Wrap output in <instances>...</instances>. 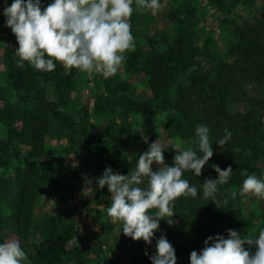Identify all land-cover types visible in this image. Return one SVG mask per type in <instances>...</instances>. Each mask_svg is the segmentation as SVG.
<instances>
[{
	"label": "trees",
	"instance_id": "16d2710c",
	"mask_svg": "<svg viewBox=\"0 0 264 264\" xmlns=\"http://www.w3.org/2000/svg\"><path fill=\"white\" fill-rule=\"evenodd\" d=\"M256 1L213 0L221 10L240 4L254 5ZM197 11L190 0L184 2L170 13L176 23L173 37L160 33L159 37L149 39L152 51L138 49L128 56L126 73L148 78L149 98H141L128 83L119 84L114 78H107L93 106L80 104L77 97L79 108L73 111L72 100L80 92L78 69H65L59 62H55L53 71H38L28 62H24L23 68L17 67L15 45L6 46L4 62L19 105L9 102L0 108V124L5 129V136L0 137V243L7 241L8 233L13 234L31 264H93L95 261L100 264L98 258L103 248L99 233L94 232L88 238L93 242L89 247L81 244L70 248L82 232L76 209L36 222L34 211L45 188L51 186L64 199L67 189L72 190L70 179L75 177L70 161L53 167L44 160L45 169L38 161L48 156L47 139L53 135L67 142L66 155L84 157L97 178L108 167L114 173L128 175L137 166L139 155L150 146L145 145L140 153L132 154L122 142L123 136L132 131L131 124L127 123L132 114L170 113L166 118V137L188 143L180 150L195 148L198 124L210 129L214 155L202 169V175L196 176L194 171L184 173L183 178L197 187L198 194L195 198L180 197L174 201V223L180 221L192 227L198 236L207 238L226 236L227 226L231 224L249 225L251 220L247 221L243 215L239 195L233 199L231 191L242 187L245 170L249 175L264 178L261 165L264 159V6L251 19L234 22V40L228 45L227 59L213 55L211 36L205 43L200 41ZM98 84L101 87V82ZM252 86L258 90V96L250 94L248 87ZM50 91L53 100H50ZM225 129L232 135L222 149L216 143L225 136ZM22 147L26 148L25 153ZM176 154L174 148L164 150L169 166H173ZM13 163H16L14 173L4 176ZM213 165L222 170L228 166L233 169L228 183L218 185L217 199L228 201L221 208L211 199L203 198L205 180L218 179ZM142 186H147L146 179ZM110 198L107 186L96 188L94 201L98 206L108 208ZM97 211L101 218L102 210ZM260 220L264 230V211ZM171 226L166 219L160 221V229L152 240L153 255L157 239ZM113 230L114 226L108 222L107 231ZM32 235L42 240L29 249L26 242ZM91 254L97 257L92 260ZM139 264L145 261L142 259ZM147 264H152L151 259Z\"/></svg>",
	"mask_w": 264,
	"mask_h": 264
},
{
	"label": "clouds",
	"instance_id": "9594fccd",
	"mask_svg": "<svg viewBox=\"0 0 264 264\" xmlns=\"http://www.w3.org/2000/svg\"><path fill=\"white\" fill-rule=\"evenodd\" d=\"M133 0H52L42 8L41 0H13L4 8L6 26L16 36L19 47L17 67L28 62L38 71H53L55 62L65 69L76 68L81 72H96L105 79L117 74L127 51L134 48V37L129 19L134 11ZM137 10L148 9L153 14L162 8L160 0H136ZM232 133L225 129V136L218 140L222 149ZM195 148L180 150L176 147L173 166L165 162L164 148L159 139L139 155L138 163L128 175L114 173L111 167L97 178L100 189L107 186L111 193L107 215L113 223L122 224L125 236L151 244L166 219L171 226L175 214L174 201L180 197L195 198L198 189L183 178L186 171L202 175V169L213 157L208 126L195 128ZM157 169L153 170V165ZM218 179H206L202 184L203 198L211 199L218 208L227 204L217 199L218 185L228 183L233 169L222 170L213 165ZM246 176L239 195L247 203L249 194L264 199V178L256 174ZM147 186H142L144 180ZM92 179L84 177V194L94 190ZM237 191H231L235 199ZM155 210V211H152ZM248 233V232H247ZM200 253L192 251L190 264H264V230L257 237L248 233L243 238L236 230L228 229V238L217 235L208 237ZM245 245L255 247L254 254ZM148 254L147 252L145 253ZM152 264H177L175 249L161 235L156 241ZM0 264H31L17 240L0 243Z\"/></svg>",
	"mask_w": 264,
	"mask_h": 264
},
{
	"label": "rangeland",
	"instance_id": "374dc122",
	"mask_svg": "<svg viewBox=\"0 0 264 264\" xmlns=\"http://www.w3.org/2000/svg\"><path fill=\"white\" fill-rule=\"evenodd\" d=\"M187 1L189 0H160L162 8L158 10L156 14H153L152 11L148 9L137 10L136 0H133L132 7L134 11L129 19V23L134 37V48L124 53L125 60L120 66L117 74L109 78H114L115 82L119 84H130L131 87L137 90L141 98H149L151 94L148 90V78L138 75L131 76L126 73L128 56L138 49H142L144 52L152 51L149 39L153 40V38L159 37L160 33H167L169 38L173 37L176 32V23L170 18V13ZM190 1L195 4L198 9V33L200 41L205 43L211 36V50L213 51V55L226 59L228 58V45L234 40V22L242 23L251 19L264 6L263 0H257L254 5L240 4L235 8L229 7V10H221L218 5L214 4L213 0ZM12 2L13 0H0V108L9 102L19 105L18 99L14 95L12 84L9 82L8 70L4 62L6 46L13 44L15 45V49L19 47L16 36L12 33L11 29L6 26V17L3 15L4 8L10 6ZM49 3L51 2L48 0H41L42 8L46 7ZM78 72L77 85L80 92L75 94L72 100L73 111L79 108L77 97L80 100V104L88 103L93 106L96 96L103 92L105 79L104 77L102 79V75L94 71L86 73L78 70ZM98 81L101 82V87ZM248 89L252 96L259 95L256 87L252 86L248 87ZM49 97L50 100L54 99L51 91L49 92ZM241 109L245 110V107L241 105ZM168 115H170V113H160L156 116L132 114L127 120V123L132 126V131L123 136L122 142L129 146L132 154L140 153L143 146L149 145L158 139L159 142L162 143L164 150L169 148L176 149L177 145L180 146V149L187 147V142L178 138L168 139L166 137V118ZM93 120L96 122L94 117ZM4 134L5 129L3 125L0 124V137L5 136ZM66 145L67 142L65 140H60L56 136L50 135L47 139V147L49 149L48 156L38 162L45 169L47 164H43L44 160H48L53 167H57L63 161H70L75 173V177L70 179L72 190L68 188L69 190L67 189L65 198L62 199V197H60L61 192L55 191L51 186L45 188L44 193L39 197L34 211L36 222L48 219L51 215H58L61 211L69 212L76 209V218L79 221L82 232L80 236L71 242L70 248L74 245L81 246V244H85L86 247H89L93 242L89 241L88 238H91V235L97 232L101 235L100 242H102L103 248V253L98 258L100 264H139V261L142 259L145 261V264H147V260L151 259L150 257L153 255L155 243L152 241L149 245L143 240L135 241L123 234L121 223H113L111 221V218L107 215V208L105 206H98L94 201L98 184L96 183L97 177L93 170L87 165L84 157L75 158L73 155H66ZM22 151L25 153L26 148L22 147ZM261 163L264 169V159ZM15 166L16 163H13L6 172L2 171L4 172V176H11L14 173L13 170ZM153 166L156 167V169L158 167L155 164ZM85 176L92 179V187L94 190L84 194ZM241 188L234 187L232 190H236L237 195H239ZM64 189L66 188L64 187ZM59 190L61 191V189ZM238 201L237 203H239ZM2 205L5 206V204ZM239 206L243 211L245 219L247 221L251 220V222L246 227L237 223L228 225L227 235L223 237L228 238V229L236 230L240 233L242 238L248 233L257 237L259 231H261L260 215L264 211V199L249 194L247 203L241 201ZM97 210H102L103 216L101 218H98ZM108 222L114 226L112 233L107 231ZM170 234H174L175 237H171ZM164 236H166L167 240L175 249L177 264H190L191 252L196 251L200 253L207 239V237L198 236L192 227L180 221H175L169 229L164 231ZM6 239L7 241L17 240L15 236L10 233H8ZM41 240L42 238L32 235L27 240L26 246L31 249L34 243L40 242ZM245 248L250 250L253 254L256 250L255 247L249 248L247 245H245ZM146 252L148 253L147 255L145 254ZM96 257L95 254L89 255V258L92 260ZM93 264L99 263L95 261Z\"/></svg>",
	"mask_w": 264,
	"mask_h": 264
}]
</instances>
